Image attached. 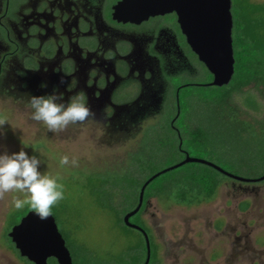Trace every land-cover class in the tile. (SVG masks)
I'll list each match as a JSON object with an SVG mask.
<instances>
[{
	"label": "flooded vegetation",
	"instance_id": "flooded-vegetation-1",
	"mask_svg": "<svg viewBox=\"0 0 264 264\" xmlns=\"http://www.w3.org/2000/svg\"><path fill=\"white\" fill-rule=\"evenodd\" d=\"M181 1L0 0V102H9V111L5 107L7 110L0 113L8 119L9 113L15 109L26 113V119H31L33 109L26 103L29 95L40 96L55 91L68 102L77 94H84L95 117L67 129L77 135L80 133L83 143L93 141L92 145L96 146L119 147L111 161L106 157L107 153H99L98 159L90 156V166L100 162L101 166L94 169L95 172L103 173V169L108 168L109 174L144 179L139 183L137 201L132 200L122 215L123 218L138 207L129 221L140 226L148 237L149 257L146 262V239L143 232L135 228L141 231L144 240L142 264L151 262V239L155 244L158 242L150 231L152 223L146 222L147 218L155 216L148 210L153 208L149 199L157 196L143 197L144 187L161 171L152 173L149 178L143 176L144 161H155L160 155H166L170 146H176L184 154L180 161L186 156L191 157L183 147L184 132L197 130L199 126L195 117L203 109L207 97L205 88H210V95H217L232 80L231 76L227 84H211L213 74L187 40ZM43 84L46 87H42ZM36 122L48 129L43 122ZM42 138L45 140L42 146L54 144L49 135ZM73 155L72 160H82L75 152ZM204 160L211 164L201 163L225 175L233 186L238 182L236 189H240L239 193L245 198L236 202L234 208H225V211L232 212L216 216L208 226L213 232L207 237H224L225 240L219 242L222 246L215 244L205 254L204 248L196 250L195 246L192 247L199 253V264H240L242 259H247L250 264H264V240L258 237L260 231H264V208L260 207H264V200L257 194V183L262 175L236 178L230 176L235 173L216 162ZM252 192L255 195L251 197ZM115 194H111L113 199ZM208 201H192L185 205ZM248 214L253 217L250 221H246ZM135 215L142 222H134L131 218ZM228 215H232V219ZM241 216L244 218L240 219ZM185 232L178 241L169 240V243L173 246L184 242L191 245L195 240L190 237H200V233L197 236L187 234L188 227ZM7 237L10 238L8 233ZM14 249L19 253L15 246ZM161 251L162 245H159L156 251L159 261L154 264H162ZM20 256L27 264H34ZM172 257V264L192 261L190 257L179 263L178 255ZM50 259L57 262L54 257H48L47 264Z\"/></svg>",
	"mask_w": 264,
	"mask_h": 264
},
{
	"label": "rangeland",
	"instance_id": "rangeland-1",
	"mask_svg": "<svg viewBox=\"0 0 264 264\" xmlns=\"http://www.w3.org/2000/svg\"><path fill=\"white\" fill-rule=\"evenodd\" d=\"M205 91L207 97L213 98L212 95L208 96L210 88H205ZM207 97L202 111L195 117L199 124L197 130L184 132L183 147L189 151L191 157L216 162L238 176L264 175V162H262L264 157L259 153V150L264 148V136L259 143L251 140L249 142L246 136L241 137L240 131L234 128L236 121L231 116L233 114L235 118L238 117L246 123L251 122L255 128H258L259 124L256 120L264 116V96L253 83H250L241 91L234 93L225 105L209 102L210 98ZM6 110L9 111V102H0V111ZM12 111L7 119L8 124L3 128L6 136L0 135V154L4 151L9 154L18 152L23 147L29 155H36L41 160L42 173L60 177L58 182L64 185V199L53 207L52 214L59 231L66 239L74 264H142L145 259L144 240L137 230L125 227L120 219L119 210L128 208L132 202V197H128L126 193L121 194L125 191L124 188L118 187L123 183L120 179L126 182L124 175L109 174L108 168H102L105 170L103 173L95 172L94 169L100 168V162L90 166L89 161L90 156L98 159L99 153H107L106 157L111 161L113 155H117L115 151L119 147L96 146L92 145L93 141L83 143L79 138L80 133L77 135L68 129L59 133L50 132L46 127L39 126L32 118L26 119V113L16 112L15 109ZM1 116L2 114L0 118H3ZM44 135H49L54 144L48 143L42 146L45 141L42 138ZM170 147L168 153L160 155L157 160L144 161L143 176L149 178L152 173L176 164L183 158L184 154L179 152L176 146ZM74 152L80 155L78 159H82L79 160L81 162L77 160L75 165L72 164ZM119 154L123 157L121 152ZM64 156L69 158V163L62 166L60 160ZM244 160L245 165H243ZM206 175L213 176V179L226 180L219 185L213 199L197 205L188 206L185 205L186 202L182 203L183 205L177 204L181 198L180 189L191 191L192 186L195 185L191 183L196 180L195 178L200 179L202 176L207 177ZM238 184L235 182L233 186L229 178L220 177L219 174L197 162L185 163L155 178L147 189L152 194H157V198L149 199L153 208L148 209L153 211L155 216L151 218L152 220L147 218L146 221L152 223L149 226L150 231L158 241L155 244L151 239L150 264L159 261L156 253L159 245H162L160 252L162 264H172L174 254L179 256V263L191 257L192 261L187 264H199V253L194 249L204 248L205 254L215 244L222 246L219 242L224 241V237H207L213 232L208 226L216 216L232 212V210L225 211V208L232 209L236 202L245 198L239 193L240 189H236ZM257 185L258 197L264 200V179H261ZM113 191L116 193L115 200L111 197ZM204 194L202 192V195ZM253 195L255 193L252 192L251 197ZM17 196L24 198L23 194L12 192L7 193L5 198L0 200V264H27L7 237L9 229L18 223L24 214L32 210L29 205L16 209L12 201ZM121 198L122 202H120ZM227 217L232 219V215ZM252 218V215L248 214L246 221ZM131 219L134 222H142L138 215ZM187 227L189 231L187 234L197 236L200 233V237H190L195 240L193 244L184 242L173 246L169 243V240L178 241L186 233ZM261 229L263 227L255 230L254 233ZM258 237L264 240V231H260ZM49 264L58 263L50 259ZM240 264L250 263L247 259H242Z\"/></svg>",
	"mask_w": 264,
	"mask_h": 264
},
{
	"label": "water",
	"instance_id": "water-1",
	"mask_svg": "<svg viewBox=\"0 0 264 264\" xmlns=\"http://www.w3.org/2000/svg\"><path fill=\"white\" fill-rule=\"evenodd\" d=\"M181 3L183 4L182 13L186 21L184 31L187 40L192 50L205 62L213 74L211 84H227L233 75L235 60L232 46L231 0H183ZM188 162L211 164L201 158L186 156L182 161L162 169L149 180L159 173ZM221 170L228 173L223 169ZM230 176L241 178L233 174ZM263 178L264 175L259 177V179ZM142 191L143 187L139 196L140 201ZM137 210L138 207L126 213L123 222L125 225L133 226L143 232L146 239L147 262L149 257L147 234L140 226L129 221V217ZM8 235L20 255L25 256L34 264H47L48 257H54L58 264H74L70 251L65 245V239L52 214L46 220H41L33 210H30L20 218L18 223L12 226Z\"/></svg>",
	"mask_w": 264,
	"mask_h": 264
},
{
	"label": "clouds",
	"instance_id": "clouds-1",
	"mask_svg": "<svg viewBox=\"0 0 264 264\" xmlns=\"http://www.w3.org/2000/svg\"><path fill=\"white\" fill-rule=\"evenodd\" d=\"M64 81L61 80V83ZM42 87H46L43 84ZM26 103L33 109L31 118L43 122L50 132L59 133L70 125L83 124L95 117L90 105L86 104L83 93L65 102L55 91L46 95H29ZM7 118H0V135ZM69 158L64 156L60 164L66 165ZM77 161L72 160L75 165ZM41 160L36 155H29L22 147L18 152L0 154V200L7 193L18 192L24 198L14 197L13 206L21 209L29 205L41 220H46L52 214V209L64 199V185L58 182L59 176H52L40 171Z\"/></svg>",
	"mask_w": 264,
	"mask_h": 264
},
{
	"label": "trees",
	"instance_id": "trees-1",
	"mask_svg": "<svg viewBox=\"0 0 264 264\" xmlns=\"http://www.w3.org/2000/svg\"><path fill=\"white\" fill-rule=\"evenodd\" d=\"M232 18V46L235 60L231 84H229L226 89H222L217 95L212 93L211 95L213 98L207 97L208 99L210 98V100H208L209 102H216L221 105L227 104L234 93L241 91L244 86L250 83H253L259 93L264 96V2L253 3L249 0H232ZM211 95L209 94L208 96ZM231 116L236 121L234 128L240 131L239 134L241 137L246 136V139L249 142L251 140L259 143L261 137L264 136V116L256 120L259 124L258 128H255L251 122H243V120H239L238 117L235 118L233 114H231ZM249 142L248 145L250 144ZM259 153L264 157V148L260 149ZM254 161L255 159L253 162ZM262 162H264V160ZM245 164L244 160L243 165ZM203 165L206 166V168L211 169L209 166L205 164ZM213 172L217 173L214 170ZM162 173L154 176L150 183ZM217 174H219L220 177L225 176L220 173ZM206 176L207 177L202 176L200 179L195 178L196 180L191 183L195 184L192 186L191 191L180 189L179 196L182 199L180 198V201L177 203L186 202V204H191L192 201L200 202L210 200L215 195L216 188L223 179H213V176ZM124 177L126 182L120 179V182L123 183L119 184L118 187H122V189L124 188V190H126L124 193H126L128 197H132V200L137 201L139 183H142L144 179ZM135 183H137V187H134ZM148 186L149 184L144 187L143 197H149L150 195L157 196V194H152L151 191L147 190ZM202 192L205 194L202 195ZM127 210V208L119 210L121 216L120 219L125 227L132 229L133 226L125 225L123 222L122 215ZM133 229H135V227H133ZM138 232L141 236V231Z\"/></svg>",
	"mask_w": 264,
	"mask_h": 264
}]
</instances>
